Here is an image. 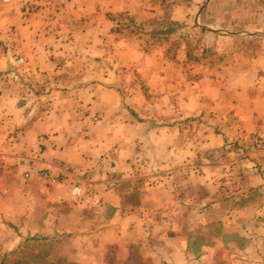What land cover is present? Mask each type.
Here are the masks:
<instances>
[{"label": "crops", "instance_id": "obj_1", "mask_svg": "<svg viewBox=\"0 0 264 264\" xmlns=\"http://www.w3.org/2000/svg\"><path fill=\"white\" fill-rule=\"evenodd\" d=\"M229 1L242 9L254 2L260 13L255 21L244 17L249 20L241 23L244 30L222 31L197 25L208 7L190 16L188 27L176 10L171 19L186 26L167 30L171 46L152 39L160 33L154 30H146V38L117 33L113 0H69L68 10L56 17L42 10L24 18L18 4L2 5L0 164L7 160L21 180L40 179V184L39 169L53 174L70 169L62 182L41 186L46 201L40 205V225L48 227L53 218L49 205L75 201L94 233L78 240L92 244L93 253L97 245L123 246L128 264L133 254L136 264H264V154L253 160L239 152L250 133L264 136V0ZM217 15L225 27L244 20L243 12ZM255 23L260 28L248 29ZM200 31L204 47L192 53L190 34ZM209 36L210 45L205 44ZM212 46L214 58L204 56L203 48ZM123 68L137 75V82L122 85L125 97L114 88L122 79L114 80V69ZM129 96L134 105L128 110L124 98ZM84 117L105 123L85 124ZM86 129L88 140L80 134ZM100 130L109 134L93 135ZM45 136H52L55 148L40 140ZM105 142L103 154L112 156L120 171L127 170L136 146L152 165L170 171L168 192L162 194L161 183L155 184L128 204L111 186L99 191L82 186L78 173L87 164L85 156L102 153ZM78 183L79 194H72ZM28 188L4 189L24 200L18 208L10 201L12 220L21 217L17 210L32 218L29 205L36 204ZM101 199L112 216L98 234L94 218Z\"/></svg>", "mask_w": 264, "mask_h": 264}, {"label": "rangeland", "instance_id": "obj_2", "mask_svg": "<svg viewBox=\"0 0 264 264\" xmlns=\"http://www.w3.org/2000/svg\"><path fill=\"white\" fill-rule=\"evenodd\" d=\"M28 1L29 0H22L18 3L6 5L18 4L20 12L23 14L24 18L33 12L41 13L42 10H48L55 13L54 17H56V15L68 10L66 3L69 0H31L32 2L30 4ZM103 1L104 0H100L99 3H102ZM260 4L264 5V3ZM142 6H145L146 8L142 9ZM244 6L245 9H242L241 5L236 7L229 0L226 4H221L217 0H113V14L115 17L114 28L117 29V33L126 34V36L127 33L130 35L134 34L136 37L141 36V38L144 37V35V38H146V34H144L146 30H148V32L151 30L158 31L160 33L152 36L150 35V37L158 43H162L164 46H171L170 41L168 40V37L170 36L165 35L167 30L174 28V30L180 31L181 28L186 26V24L184 25V22L171 19L172 15L174 16V11L177 10L179 13H182L180 15L181 17L184 16L187 18L186 27H188L190 23L189 17L191 16L193 18L199 10L208 7L207 15L202 13L200 20H197L198 26L223 29L222 31H239L246 29L241 24L249 22V20H246L245 18L251 17L255 21L256 19L254 18V15L256 16V13H260L254 2L250 4L246 3ZM1 7L2 5H0V8ZM226 10L231 12L235 11L237 13L243 12L244 20L238 24H233L230 27H225L226 25H224V22L221 20L222 16L217 14ZM179 19L183 18L179 17ZM261 23H255L253 27H248V29H255V27L260 28ZM202 32L204 31L192 32L190 34L191 39H189V41L192 46V53H195L194 49H196L197 46H199L198 50L204 47L203 39L201 37ZM206 43H208V45L212 43V38L210 36L209 38H206L205 44ZM5 50L8 51V47H6ZM203 50L204 52L202 54L211 58H214L216 54L215 51H217L216 46L210 48L205 47ZM17 63L21 65L24 61L22 59V62ZM114 71V80L122 78L121 80H116L114 88L119 90V95L125 97L126 90L124 88L121 89V87L124 83L128 84L132 80L137 82L136 78H134V76L137 77L136 70H125V68H123V71H120L119 69H114ZM134 94L135 93L131 95L133 99ZM131 96H129V99L124 98V101H128V104L126 105V109L128 110L131 109V105H134ZM129 118H134V120H136L137 117L129 115ZM85 119V124L95 121L103 124L105 123L101 117H98L97 119L84 117V120ZM182 122L183 124L187 123L186 121ZM85 131L86 132H81L80 134L84 136L83 138L88 140L90 133L87 132V129ZM119 131L120 130H118L117 134H119ZM106 134H109V132H104V130L95 131L93 133L94 136H99L103 139ZM44 138L40 140L42 142L46 141L51 145L53 144V147L56 146L52 136H45ZM111 140L114 141V139ZM106 148L107 144L105 142L102 145V149H100V152L102 153L98 154L99 151L97 150L96 153H88L89 156H85L87 164L83 166L78 173L82 186L83 183H85V187L97 189V191L111 186L117 190V193L122 194V198H125V201L128 204H136L140 199L141 191L143 192L144 198L146 196L144 190L147 187L156 186L155 184L161 183L160 190H162V194L168 192V189L170 188V171L160 170L156 165H152L145 155L142 156V149L138 146H136L133 151V157L127 164L126 171L118 170L119 168L116 166L112 156H107L106 153L103 154V151H106ZM231 149L235 148L231 147ZM239 152L243 153L247 159L250 158L254 160L260 158V155L258 156L257 153L253 154L254 152L251 150L248 139L244 140L243 146ZM40 153L44 154V151H40ZM236 156L235 152L233 157L235 158ZM103 159L105 160L103 161ZM23 160L25 161L24 156L21 157L20 161L23 162ZM26 160L28 163H32L33 158L27 157ZM147 160L149 162H147ZM0 161L3 160L0 158ZM2 163H6V165L4 164V167L0 164V170L8 169L11 172L0 173V264H91V262H89L90 260L95 261L97 264L129 263V261H126V256L128 255L126 247L112 246L108 249L106 246L100 247V245H97L96 252L93 253L92 244L88 241L78 240V237H87L90 233L88 222L85 217L86 213L79 210V208H81V203L75 201L67 202L65 200L61 203L58 202L53 206L49 205L48 208H51L50 214L53 218L50 219L48 227H46V225L44 226L45 223L40 225L41 214L43 213L40 210V205L44 204L46 201V192L40 188L41 186H43L44 189L50 188L48 184L51 182L42 177L41 180L45 182L41 183L42 185L40 184V179L38 180L39 182L30 183L21 180L15 175L17 174V170L14 169L12 163H9L7 160ZM255 167H257V165ZM42 170H45V168H42ZM42 170L39 169V172ZM69 171L70 169H68V174ZM62 181L63 178L58 182ZM78 185L80 186L79 183ZM10 186H16L19 188L30 187L28 189H30L31 195L28 198L36 204L29 205V208L32 209L29 213V215L32 216V218L30 217L31 219L27 217V213L23 212L21 214L19 210H17V214L21 217L15 220H12L7 214V210L11 207L10 201H17V208L19 205L24 206V200L22 198L15 197L13 193L11 196L6 195L7 192L4 189ZM164 197L167 198L168 195ZM102 199L101 205H96L98 208H96L97 218H94L95 227L99 228L96 231L98 234L101 229L100 227H103L107 220L112 216L110 207L105 205ZM85 209L87 210L88 208L85 207ZM91 232H94L92 228ZM89 252L91 255H89ZM133 258L132 263L136 264L134 254Z\"/></svg>", "mask_w": 264, "mask_h": 264}, {"label": "built area", "instance_id": "obj_3", "mask_svg": "<svg viewBox=\"0 0 264 264\" xmlns=\"http://www.w3.org/2000/svg\"><path fill=\"white\" fill-rule=\"evenodd\" d=\"M22 0H0V5L4 4H11V3H18L21 2ZM18 62H22V58L17 59ZM248 140L250 143V147L252 152L257 153V154H264V136L259 133V132H253L250 133L248 136ZM30 168H28V173L30 171H33V167L29 165ZM68 169L67 167H64V172L60 174H53L50 169H45L39 172L40 177L47 179L51 183H55L58 181H61L62 178L64 179V176L68 174ZM27 173V174H28ZM72 194H79L80 192V186L78 184H73L71 188Z\"/></svg>", "mask_w": 264, "mask_h": 264}, {"label": "water", "instance_id": "obj_4", "mask_svg": "<svg viewBox=\"0 0 264 264\" xmlns=\"http://www.w3.org/2000/svg\"><path fill=\"white\" fill-rule=\"evenodd\" d=\"M234 34H237V33H234ZM239 34H242V33H239Z\"/></svg>", "mask_w": 264, "mask_h": 264}]
</instances>
